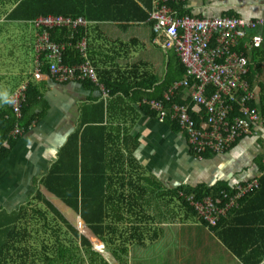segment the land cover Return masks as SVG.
<instances>
[{"label": "crops", "instance_id": "1", "mask_svg": "<svg viewBox=\"0 0 264 264\" xmlns=\"http://www.w3.org/2000/svg\"><path fill=\"white\" fill-rule=\"evenodd\" d=\"M180 2L192 16H218L231 12L252 18L264 17V0ZM5 16L6 13L0 22H7L6 26L14 22L23 23L8 21ZM24 28L18 27L16 32L20 34H16L7 27L8 33H14L9 36L4 31L0 32V48L4 53L10 52L11 56L22 36L28 35L30 40H34L33 57L29 56L31 60L18 58L24 64L19 66L18 75L14 71L3 72L4 75L0 73L3 81L7 78L9 82L17 81L14 86L9 82L0 84V111L7 109H2L3 105L10 101L15 91L23 85L35 84L29 68L34 65L35 71L39 53L34 32ZM157 37L156 27L151 22H138L129 27L115 22L89 24L85 44L87 59L95 66L98 79L109 85L116 82L121 87L120 92L111 97L104 83L100 82V86L95 88H86L82 83L62 84L52 79L45 84H36L42 85L39 91L50 109L46 110L42 120L17 139L11 157L0 164V211L7 210L12 214L26 207L38 191L53 200L43 180L59 160L69 137L79 129L83 108L103 102L104 129L89 133L87 139L99 141L104 148L108 182L118 186L133 183V188L123 193L131 194L137 205L131 209L123 207L122 210L120 205L117 207L124 217L117 221L121 225L119 233L127 232L129 236L132 227L137 230L135 238L126 242V264H258L264 254V210L256 211L252 206L244 214L230 215L225 219L228 223L220 230L221 235L207 227L188 207L178 188L181 185H212L218 180L229 181L230 185L260 180L261 164L264 163V126H254L252 134L238 136L226 151L216 154V157L204 159L196 156L185 128L178 121L162 122L158 116L155 117L151 107L155 97L151 101L143 99L145 93L156 96V89L160 90L164 84L169 67L176 58L174 51L163 50ZM84 41L79 44L80 51L85 47L81 48ZM1 59L0 66L3 64ZM252 71L254 77L260 74L254 67ZM152 82V88L146 90ZM137 89L139 92L133 97L131 93ZM253 89L257 95L255 105L264 118L260 83ZM185 96L186 92L183 98ZM44 110L45 107H39L35 114H42ZM173 123L180 128L174 129ZM126 141L129 147L138 142L133 154V170L128 165L130 161L122 163L123 158L119 156L121 152L128 155ZM138 187L144 192L140 193ZM6 205L17 207L10 210ZM141 211L150 214L153 220ZM141 229H146L145 237L138 233ZM157 233L160 236L155 239Z\"/></svg>", "mask_w": 264, "mask_h": 264}, {"label": "trees", "instance_id": "2", "mask_svg": "<svg viewBox=\"0 0 264 264\" xmlns=\"http://www.w3.org/2000/svg\"><path fill=\"white\" fill-rule=\"evenodd\" d=\"M15 1L17 2L14 3ZM6 4H8L6 0H0V6L6 7ZM13 4L15 8L7 12L5 16L8 21H22L26 24V22L32 21L39 16L55 15L72 17L74 19L84 17L92 23L115 22L124 27H129L138 22H151L156 26L157 21L152 15L157 11L162 2L159 0H13ZM178 4L174 1H168L166 3L175 14L192 16L184 9L183 2ZM224 14L234 15L231 12ZM50 34L52 41L59 44H67L68 48L64 59L65 65L75 67L86 63V59L80 51L79 44L85 37L88 38V27L83 26L75 28L72 25L67 27H56L50 30ZM156 39H158V37ZM164 40V38H159V42L163 43ZM213 43L216 44V36L213 39ZM248 56L251 57L254 63L255 71L262 72V65L264 64V45L261 48H256V50L248 54ZM40 62L44 64V74H50L46 57H40ZM184 76L185 69L176 57L172 67H169L164 84L159 87L160 90H158V88L156 89V96L151 94L146 95L145 93L143 99L148 98L150 99L149 101H151V99L153 100L155 97L153 101H160L166 104L165 108L170 107L172 103H167L163 95L168 92L174 83H180ZM254 76L255 74L252 71L249 76L252 87ZM258 78L257 76L256 79ZM33 80L35 84L30 83L26 85L24 92L25 101L22 104L21 118L19 121H17L12 107L9 106L12 105V98L20 88L15 91L10 101L3 105L2 109H7L0 111L1 163L11 157L13 147L17 143V139L21 137L12 136L16 123L19 122L18 124L24 129L25 134L35 123L42 120L44 115L47 114L46 110L50 109V105L43 99V94L39 91V89H42L40 88L42 85H36L45 84L50 78L44 82H39L35 80V78H33ZM99 82L100 84L104 83L111 97L120 92L121 87L117 86L116 82L109 85L103 79L101 80V78ZM74 83H82L86 88L98 87L90 81H77ZM149 86L150 87L146 90L152 88L153 82ZM260 86L263 92L262 101L264 103V83H260ZM138 92L139 89L131 94L135 97ZM185 92V89H180L178 95L172 98L173 103L178 105L187 104L182 100ZM122 93L125 95L127 94L125 90H123ZM223 97V101H226L228 106H233L235 107L234 109H238L235 102L228 101L227 97ZM190 101L191 100L188 102ZM250 106L253 108L257 107L255 103H251ZM39 107H45L44 112H42V114H35V110ZM189 113L191 115L193 114L191 110ZM231 113V111H227L228 117H230V115L231 117L233 116ZM154 115L156 117L157 113H154ZM235 115L239 116L237 112ZM104 116L105 105L103 102L96 105L92 103L83 108L79 129L69 137V140L63 146L59 160L43 180V185L52 193L50 197L54 202L77 224L81 232L92 241L96 242L95 246L97 249H100V251L103 248L106 249V245L105 242L99 243L95 236L98 239H107V243L112 246L110 248L115 260L119 262V264H126V260H124L127 255L126 242L135 238V234L137 233L136 228L132 227L131 234H129L128 238L125 240L123 239L124 235H128L127 232L118 233L114 239L110 235L113 234L114 223L124 219V217H122V212H119L117 209L118 205H120V210H122L123 207L131 209L137 205L131 194L126 195L123 193V191L133 188V183H124L122 186H118L108 182L109 177L106 173L108 163L103 153L104 148L99 145V141L90 142L87 139L89 133L104 129ZM199 116L200 118L204 117L203 115L202 117L201 115ZM193 119L198 126L203 120V118L201 120L195 115ZM173 124L174 129L178 130L180 128L177 123ZM6 141L11 143V147L3 145ZM136 145H138V142L129 147L126 141L125 146L128 155L125 156L122 152L119 154V156L123 158L122 163L130 161L128 165L132 170L135 160L133 154ZM213 156L216 157V154L209 152L202 155L201 158L210 159ZM262 159H264V156ZM261 170V188L255 189L250 196H246L245 199L241 201V203H243L241 207L232 210L231 215L239 216L244 214V212L248 211L252 206H254L253 210L256 211L264 210V163L261 164ZM138 190L140 193L144 192V190L139 187ZM232 190V185L226 180H218L212 185L200 184L194 187L181 185L178 188V192L181 193V198H184L185 201V196L191 195H195L197 199L218 197L224 200V194L227 193L231 196ZM53 194L81 216L75 214ZM35 203H37V205H35ZM39 204H43L44 207L38 206ZM56 204L49 200L42 191H38L32 201L28 202L26 207L14 211L12 214L7 210L0 211V264H75L58 254L57 248L58 244L65 245L69 243V246L77 245V242H73L77 240L86 255L81 257V262H77V264H109L102 256L98 255L99 253L93 251L91 240L80 234L78 228L66 218ZM187 205L191 208L188 203ZM192 211L196 213L195 210L192 209ZM141 213L146 214L148 218L152 219L150 214L144 211H141ZM61 220L65 225L57 228L56 223L58 226ZM35 222L42 223V226L36 225ZM227 223L228 222L223 219L219 225L207 227L222 235V231L220 230L223 225ZM65 229H69L70 232H66ZM145 230L146 229H141L138 233L140 235L143 234L145 237ZM159 236L160 233H157L154 237L157 239ZM79 238H81V240H79ZM42 239L44 240L42 247L34 245V243ZM222 240L225 241V238ZM119 242H122V249L117 247V243ZM108 260L112 264L115 263L111 257H108ZM263 260L264 254L259 258L257 263L261 264Z\"/></svg>", "mask_w": 264, "mask_h": 264}, {"label": "built area", "instance_id": "3", "mask_svg": "<svg viewBox=\"0 0 264 264\" xmlns=\"http://www.w3.org/2000/svg\"><path fill=\"white\" fill-rule=\"evenodd\" d=\"M159 5L152 17L162 16L168 25L160 33L159 42L163 50L171 51L172 48L185 69V78L180 83L173 85L164 99L172 103L165 108L164 103L153 101L151 107L157 113L160 121H178L187 131L192 143L193 153L200 157L206 153L221 154L243 134H252L253 127L264 126V118L258 108L250 106L257 101V95L253 90L249 76L251 74V59L248 56L256 48L264 44V35L250 32L264 29V18L246 20L244 18L218 16H181L175 14L166 3L182 0H159ZM164 20L162 19V23ZM90 22L79 17L74 19L66 16H39L30 21L38 31L37 50L39 60L34 72L35 80L44 82L48 78L62 83H74L77 81H90L97 86L99 79L94 66L87 59L86 40L81 45L83 57L86 63L69 67L64 64L66 44H59L51 39L50 30L56 27L74 26L88 27ZM173 28V35L167 31ZM165 34V35H163ZM216 36V44L213 39ZM45 56L49 65L50 74L43 72L44 64L40 57ZM248 77V78H247ZM26 85L12 98V109L17 118H21V108L25 101L24 92ZM180 89H185L186 96L183 101L187 104H174L172 98ZM223 96L228 101L236 103L238 109L228 106L223 101ZM191 100L190 102H187ZM236 100V101H234ZM191 110V115L189 111ZM235 110V111H234ZM227 111H231L232 117H228ZM236 112L239 116H236ZM198 116L201 124L198 126L193 116ZM202 115L204 117L200 118ZM16 123L13 137L22 136L24 129ZM6 147L11 143L6 141ZM1 163V162H0ZM261 186L259 178L245 184H232V195L224 194L222 198L205 197L197 199L195 195L185 196L187 203L196 211L198 217L209 227L219 225L223 219L232 214V210L241 206V201Z\"/></svg>", "mask_w": 264, "mask_h": 264}, {"label": "rangeland", "instance_id": "4", "mask_svg": "<svg viewBox=\"0 0 264 264\" xmlns=\"http://www.w3.org/2000/svg\"><path fill=\"white\" fill-rule=\"evenodd\" d=\"M7 2H8V4H6L5 6L6 7H2V6H0V16L1 15H4L5 13H7V12H10L11 10H13L15 7H14V4H13V0H6ZM17 1H15L14 3H16ZM222 14H224V13H222ZM222 14H220V15H222ZM240 13H236L235 15H239ZM156 18L159 20V21H157V24H156V35L157 36H159L160 35V33H163V31H164V27L163 26H165V25H168L169 24V22L168 21H166L162 16H156ZM162 19L164 20V22L162 23ZM5 24H7V22H0V26H5V27H0V30H2V31H0V32H3L4 31V33L7 35V36H9L10 34H14V33H8L7 31H6V29H7V27L9 28V29H12V30H14L15 32H16V30H17V28L18 27H25L24 29H26L27 28V30L26 31H28V32H34V36H35V38H36V46H37V34H38V31L36 30V28L34 27V26H30V25H28V24H24V23H19V22H14V23H12L11 25H9V26H6ZM167 33L170 35V36H172L173 35V28H170L168 31H167ZM16 34H20V33H17L16 32ZM163 35H165V34H163ZM21 40L19 41V43L20 44H18V45H16L15 47H14V50H13V55L11 56L10 55V52H5L4 53V50H3V48H0V57H2V62H3V64L0 66V73H5V74H8V73H10V72H12V71H14V73H16L15 75H18V73H19V66H21V67H23L24 66V64H23V60H19L18 58H20V59H25V60H28V61H30L31 60V58L29 57V56H32L33 57V50H32V48H33V42H34V40L32 41V39L30 40L29 39V37H28V35H27V37H23L22 36V38H20ZM35 46V45H34ZM32 62H30L29 63V65L31 64ZM29 70H31L32 71V73H31V76H33L34 75V72H33V70H34V65L32 66H30V68H29ZM4 73L2 74V75H4ZM256 73V72H255ZM28 76H29V74H28ZM29 78V77H28ZM28 80V79H27ZM254 81H255V79H254ZM4 82L5 83H8L9 82V79L7 78V79H5L4 81L2 80V79H0V84H2V85H4ZM256 82V81H255ZM258 82L259 83H264V64L262 65V72H260V77H259V79H258ZM15 83H17V81H14V82H9L8 84L10 85V86H14L15 85ZM255 87H257V82H256V84H255ZM55 196V195H54ZM56 197V196H55ZM58 200H60L65 206H67L60 198H58V197H56ZM51 201H53L54 202V200H51ZM56 204V203H55ZM35 205H37V203H35ZM57 205V204H56ZM38 206H40V207H44V205L43 204H39ZM58 206V205H57ZM6 208H8V209H10V210H13V209H16V207H17V205H6L5 206ZM70 210H72L73 212H74V210L73 209H71L69 206H67ZM58 208L63 212V214L66 216V218L71 222V223H73L74 224V226H76L77 228H78V230L80 231V234L81 235H83V236H85L82 232H81V230H80V228L77 226V224L73 221V220H71L70 218H69V216L66 214V212H64L63 210H62V208L61 207H59L58 206ZM75 213V212H74ZM75 214H77V215H79L80 216V214H78L77 212L75 213ZM137 220V219H136ZM35 224L36 225H38V226H42V223H39V222H35ZM65 225V223L61 220V222H60V224L57 226V223H56V227L57 228H60V227H62V226H64ZM114 227H113V234H111L110 236L114 239L115 238V236H117L118 235V233H119V231L121 230V225L119 224V223H117V222H115L114 223V225H113ZM66 230V229H65ZM67 231H69L70 232V230L68 229V230H66V232ZM86 237V236H85ZM128 237V235H124V239L123 240H125V238H127ZM64 238V237H63ZM88 238V237H87ZM96 238V240L99 242V243H103V242H105L106 243V245H107V239H105V238H100V239H98L97 237H95ZM89 240H91L90 238H88ZM79 240H81V238H79ZM73 242H77V245H68L67 243L65 244V245H59L58 244V254H60V255H62L63 257H65L67 260H69V261H71V262H73V263H75V264H77V262H81V260H80V258L81 257H83V256H86L85 254H84V251H83V248L81 247V245H79L78 244V240L77 241H73ZM91 242V244H92V247H93V251H95V252H97V253H99L98 255L99 256H102L109 264H111L110 262H109V260H108V257H111L113 260H115V258L113 257V255H112V252H111V248L110 247H112V246H110L109 244L107 245V247H106V249H101V251H100V249H97L96 248V246H95V241H90ZM42 244H44V240L42 239V240H39V241H37L36 243H34V245L35 246H37V247H42ZM67 245V246H66ZM117 247L118 248H123V245H122V242H119V243H117ZM128 257V256H127ZM128 263H131V262H129L128 261ZM114 264H119L116 260H115V263Z\"/></svg>", "mask_w": 264, "mask_h": 264}, {"label": "clouds", "instance_id": "5", "mask_svg": "<svg viewBox=\"0 0 264 264\" xmlns=\"http://www.w3.org/2000/svg\"><path fill=\"white\" fill-rule=\"evenodd\" d=\"M184 1V0H183ZM222 15H224V16H230V17H238V18H244V19H246V20H257V19H259V18H264V17H257V18H252V17H248V16H243V15H225V14H222ZM87 19V18H86ZM30 22V21H29ZM90 23H92V22H90ZM28 25H30V24H28ZM252 35H254L255 33H261V34H263L264 35V29H258V30H256V31H252V32H250ZM254 33V34H253ZM85 40H86V37L84 38ZM67 45V44H66ZM264 45V44H263ZM262 47V46H261ZM260 47V48H261ZM172 51V50H171ZM253 51H255V50H253ZM252 51V52H253ZM82 52V51H81ZM175 55H176V53H175ZM177 57V56H176ZM178 59V58H177ZM250 59H251V57H250ZM252 67H254V63L252 62V60H251V70H252ZM258 77H260V75H257ZM255 79V81L257 82V83H259L258 82V79H256V77L254 78ZM254 81V83H253V87H254V85L256 84V82ZM251 85H252V83H251ZM254 90V89H253ZM10 107H12V105L10 106ZM24 134V133H23ZM187 202V201H186ZM192 208V207H191ZM193 209V208H192ZM194 210V209H193ZM197 214V213H196ZM198 216V215H197ZM200 219V218H199ZM201 220V219H200ZM202 221V220H201ZM203 222V221H202ZM204 223V222H203ZM205 224V223H204ZM206 225V224H205Z\"/></svg>", "mask_w": 264, "mask_h": 264}, {"label": "water", "instance_id": "6", "mask_svg": "<svg viewBox=\"0 0 264 264\" xmlns=\"http://www.w3.org/2000/svg\"><path fill=\"white\" fill-rule=\"evenodd\" d=\"M217 15H219V14H217ZM24 23V22H23ZM26 24H30V22H26ZM232 185V184H231Z\"/></svg>", "mask_w": 264, "mask_h": 264}]
</instances>
